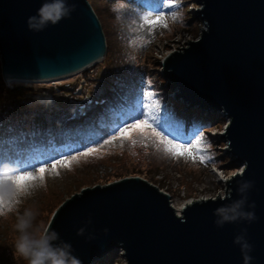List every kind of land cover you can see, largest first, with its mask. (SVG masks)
<instances>
[{"label":"water","instance_id":"water-1","mask_svg":"<svg viewBox=\"0 0 264 264\" xmlns=\"http://www.w3.org/2000/svg\"><path fill=\"white\" fill-rule=\"evenodd\" d=\"M196 2L194 15L203 29L160 62V75L185 109L227 118L223 151L241 172L224 180L228 191L222 198L190 202L179 215L168 194L141 178L80 190L47 226L58 234L54 244L70 246L80 264H94L113 251L125 264H264V0ZM57 3L67 14L41 24L40 10ZM105 51L88 0H0V69L8 86L15 77L85 71ZM245 183L251 186L241 193ZM244 197V209L255 219L218 226L217 209Z\"/></svg>","mask_w":264,"mask_h":264},{"label":"rangeland","instance_id":"rangeland-1","mask_svg":"<svg viewBox=\"0 0 264 264\" xmlns=\"http://www.w3.org/2000/svg\"><path fill=\"white\" fill-rule=\"evenodd\" d=\"M88 3L95 12L106 41L107 54L101 62L58 85L21 84L24 88L15 91H8L15 84L8 86L0 69V152H14L16 155L29 152L25 135L27 132L32 135L36 132L45 146L44 152L37 157L41 159L19 169L35 168L61 155L78 157L70 168H58V175L51 171L46 173L42 185L40 180L29 183L38 187L30 195H18L16 199L19 203L13 202L12 211L0 217V264H28L27 260L15 254L14 247L19 236L15 224L26 209L38 211L36 225L48 226L57 208L80 190L131 177L141 178L168 194L170 205L178 209L190 202L222 198L228 191L224 180L241 172L242 166L230 162V155L223 151L226 143L221 136L228 125L227 118L220 113L202 112L208 124L198 133L187 135L186 128L182 126V122L188 121L187 116L175 125L176 118H171L169 112L172 103L176 105L175 102L179 101L168 98L172 93L164 87L165 81L161 80L160 62L168 54L186 47L188 41L199 37L203 24L194 15L200 8L196 0H175L171 8L161 7L162 0H89ZM159 13L165 15L167 27L144 23L145 17L152 19ZM143 60L148 64L145 67L147 74L143 72ZM113 62L118 64L119 76L115 75L117 69L115 71L112 68L115 66ZM87 79L92 83L91 86ZM62 83L68 86L60 89ZM2 84L4 87H1ZM111 84L116 86L115 91L110 88ZM74 85L76 89L73 91ZM103 93L115 94L114 99L118 103L102 112L104 118L99 120L101 122L97 120L93 126L88 120L86 127L57 124L61 126L58 132H51V125L56 123L53 120H59L70 112L83 115L85 105L96 104L92 98ZM41 98H49L53 103L43 105ZM78 100L84 102L77 107ZM167 101L170 103L167 104ZM179 103L183 105L181 101ZM176 110L180 113L179 106ZM145 111L154 116L165 131L171 132L170 139L172 136L177 137L174 143L188 144L203 139L212 159L201 164L187 156L173 157L164 151V145L158 142L150 129L144 134L135 131L123 141L113 139L114 136L118 137L117 130L120 127L135 122ZM182 112L186 113V110ZM174 125L175 129L170 128ZM178 126L180 133L175 132ZM36 128L43 134L35 131ZM53 133L59 135L53 136ZM108 140H112V143H105ZM30 142L37 146L34 139ZM53 143H59L62 147L53 151ZM89 148L96 151L89 156L80 155ZM11 160L8 156L2 162L0 174H17L14 167L25 165L26 162L23 163L27 161L8 164ZM48 167L51 169L50 164ZM10 186V182L5 184V194ZM109 254L98 264H125L120 252Z\"/></svg>","mask_w":264,"mask_h":264},{"label":"clouds","instance_id":"clouds-1","mask_svg":"<svg viewBox=\"0 0 264 264\" xmlns=\"http://www.w3.org/2000/svg\"><path fill=\"white\" fill-rule=\"evenodd\" d=\"M67 12L68 10L64 8L62 3H57L55 6L45 5L40 10V23L44 24L48 21L56 23ZM40 184L42 185L43 181H40ZM250 186V183H245L240 188V192H245ZM37 187L38 185L35 184H27L18 195H30ZM2 195H4L5 199L11 201V204L13 202L19 203L16 199L18 195L13 186H10L7 194L2 193ZM245 202L246 197L235 201L229 206L217 209L216 215L219 216V219L216 221L217 225L222 226L225 222H235L241 219L254 220L255 214L245 211ZM11 211V206L0 207V217L6 216ZM38 215L37 210L26 209L22 215L18 216L15 230L19 233V236L14 245L15 254L27 260L28 264H80L79 260L70 255V246L54 244V241L58 239V234L50 232L47 226L35 224ZM241 240L242 237H237L238 243ZM244 247L247 248L248 245L245 244Z\"/></svg>","mask_w":264,"mask_h":264},{"label":"snow or ice","instance_id":"snow-or-ice-1","mask_svg":"<svg viewBox=\"0 0 264 264\" xmlns=\"http://www.w3.org/2000/svg\"><path fill=\"white\" fill-rule=\"evenodd\" d=\"M174 4L175 0H162L161 7L171 8ZM144 23L167 27L166 17L163 13L156 14L152 19L145 17ZM148 129H150L152 135L158 139V142L164 145V151L171 154L173 157L187 156L193 161L198 160L201 164H206L212 159V156L207 152V147H205L203 139H196L194 143L189 142L188 144L183 142L174 143V140H176L177 137L172 136L170 139L169 136L172 135L171 132L165 131V128L158 121H156V118L151 116L148 111H145L142 114V117L136 118L135 122H131L126 126L120 127L117 130L118 137L114 136L113 139L119 138L123 141L124 139L130 137L135 131L144 134ZM105 143H112V140L105 141ZM133 143H135V141H133ZM95 151L96 149L89 148L81 152L80 155L89 156ZM77 159L78 157L76 155L71 156V158L60 156L45 163L38 164L35 168L17 169V174L14 175L0 174V207L11 206V201L5 199L4 195H2V193H4V186L6 183L10 182L18 195L27 184L36 180L44 181L45 174L49 171L58 175V168H70L72 162ZM48 164L51 165V169H49Z\"/></svg>","mask_w":264,"mask_h":264},{"label":"trees","instance_id":"trees-1","mask_svg":"<svg viewBox=\"0 0 264 264\" xmlns=\"http://www.w3.org/2000/svg\"><path fill=\"white\" fill-rule=\"evenodd\" d=\"M109 1V0H107ZM89 2V0H88ZM95 13V12H94ZM121 39H125V38H120ZM105 44H106V41H105ZM106 54H107V46H106V51H105V56L104 58L106 57ZM111 60V63H112V59ZM157 60V58H156ZM146 61L143 60V63H142V67L144 68V73H148L147 70H146V66L148 65L147 63H145ZM113 65H115L114 68L115 71L117 69V72L115 73L116 76H119V70H118V64H116L115 62H113ZM139 68V67H138ZM88 80V79H87ZM144 80V79H142ZM162 81H164L162 78H161ZM88 84L91 86L92 83H90V80H88ZM87 84V86H88ZM14 85V84H13ZM77 85V83H76ZM76 85H74V88H73V91L76 89ZM68 85L65 86V83H62L61 86L59 87L60 89H63L65 87H67ZM69 86H72V85H69ZM1 87H4L3 84ZM93 87V86H92ZM115 87L114 84H111V89H113V91H115ZM18 88H24L23 86L21 85H18V84H15V86L11 87L10 90L8 91H15L16 89ZM9 89V88H7ZM6 89V90H7ZM43 90H46V91H49L47 89H43ZM51 90V89H50ZM82 91L84 92V94H86L85 90L82 88ZM103 97V98H101ZM115 94H102L101 96H98V97H93L92 98V101L93 102H97L96 104H92V105H89V106H86L85 105V113L83 115H79L77 114V112H70V113H65L64 116L60 117V119H55L53 120L54 122H56L53 125H51V127L53 128V130H51V132H54V133H57L59 127H61L60 125L58 126L57 124H62L64 125L65 127H68L70 125H73V124H77L78 126L82 127H86V124H87V121L89 120L90 123L93 124V126H95L96 124V121L98 120V123L101 122L99 121L101 118H104L103 115H102V112L105 111L106 109H110L111 106H113L114 104H117L118 102H115ZM97 98H100V99H97ZM168 98H170V95L168 96ZM121 99V97H120ZM171 99V98H170ZM169 99V100H170ZM53 101V100H52ZM100 101H104V102H101L99 103ZM84 100H78L77 101V107L83 103ZM175 102V101H174ZM170 103L169 101H167V104ZM175 104L172 103V107L170 108L169 112H170V115H171V118H176V121L174 122L175 125H177V122L181 120V118L184 120V118L186 119V116H187V120L188 121H184V123L182 122V126H184L186 128L185 132L186 134L188 135H193L195 133H198L200 129H203L205 125H207V121L205 119V116L202 115L201 111L197 110V109H194V108H191V109H185V107L183 105H180L179 102H175ZM179 106V112L176 110V108ZM182 106V107H181ZM78 108H76L77 110ZM186 110V113L182 112V110ZM92 110H94L93 114L91 115V112ZM182 112V113H181ZM186 114V115H184ZM212 114V113H211ZM211 114H209L210 116H212ZM91 115V116H90ZM185 116V117H184ZM204 116V117H203ZM97 123V124H98ZM175 125L174 126H170V128L172 127L173 129H175ZM181 126V125H180ZM180 126H178L179 128L177 130H175V132H178L180 133ZM35 131L43 134V132H41V130L39 129H35ZM34 131V132H35ZM33 132V133H34ZM207 132V131H206ZM204 132V133H206ZM53 133V134H54ZM79 134V133H78ZM183 134L185 135V133L183 132ZM59 134H54L53 136H57ZM63 135V134H62ZM61 135V136H62ZM25 137L28 139L27 140V143H29V146H27V150H29V152H24L25 154H21V155H16L14 152H6V153H1L0 152V168H1V164L2 162H5V159H7L8 156H10V159H12L8 164H11V163H14V165H16L17 162H23L24 160H27V161H24L23 164H26L25 165H18V166H15L14 168L15 169H19V168H22V166H29L30 163L32 161L36 162V161H39L40 159H37L38 156H40L39 154H41L42 152H44L45 150V146H43L44 144H41L42 140H41V137L39 136L38 133H34L33 135L30 134V132H27ZM36 142L37 146L35 147L34 145L31 144V140H33ZM39 139V140H38ZM32 147V148H31ZM62 145H60L59 143L57 144H51V149H53V151H57L59 148H61ZM62 156V155H61ZM60 157V156H58ZM29 158V159H28ZM57 158V157H56ZM30 160V161H29ZM110 255V254H109ZM108 255H106L107 257ZM99 262H95L94 264H98Z\"/></svg>","mask_w":264,"mask_h":264},{"label":"bare ground","instance_id":"bare-ground-1","mask_svg":"<svg viewBox=\"0 0 264 264\" xmlns=\"http://www.w3.org/2000/svg\"><path fill=\"white\" fill-rule=\"evenodd\" d=\"M102 60H100L99 62H101ZM98 62V63H99ZM80 71H76L74 73L68 74V75H63V76H59V77H53V78H47V79H27V78H19V77H15L11 80L10 85L12 84H18V85H30V84H51V85H58L60 84L61 81L69 79L74 77L76 74H78ZM5 77V76H4ZM6 81V78H5ZM7 82V81H6ZM173 209L175 210V212L177 213V215L180 214V212L182 211V208H178L175 209L173 207Z\"/></svg>","mask_w":264,"mask_h":264}]
</instances>
